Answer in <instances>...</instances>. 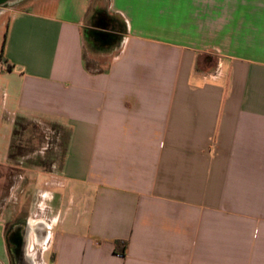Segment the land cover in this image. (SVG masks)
Masks as SVG:
<instances>
[{
    "label": "crops",
    "instance_id": "obj_1",
    "mask_svg": "<svg viewBox=\"0 0 264 264\" xmlns=\"http://www.w3.org/2000/svg\"><path fill=\"white\" fill-rule=\"evenodd\" d=\"M196 1L193 19L192 0H31L10 18L0 264L16 245L30 264H264V0ZM177 21H231L230 51ZM29 125L59 133L49 170L12 163Z\"/></svg>",
    "mask_w": 264,
    "mask_h": 264
},
{
    "label": "rangeland",
    "instance_id": "obj_2",
    "mask_svg": "<svg viewBox=\"0 0 264 264\" xmlns=\"http://www.w3.org/2000/svg\"><path fill=\"white\" fill-rule=\"evenodd\" d=\"M10 4H8L6 7L2 6L0 9V47H1V43L3 40V35H4V31L6 30V27L9 23L10 18L18 11H23L25 10L27 7H29L30 5V1L31 0H10ZM180 3V1H183V3L185 1H189V0H178ZM199 1H204V0H199ZM216 1V0H213ZM163 2V1H162ZM193 3V15H192V19L193 16L196 18H199L200 15V7L198 4V1L196 0H192ZM161 3V1H160ZM183 3L181 6H179V8H181L179 10L180 15L177 13V15L175 16L176 18H183ZM180 5V4H177ZM230 8V7H228ZM195 14V15H194ZM227 18L230 19V15L227 16ZM140 19V16H139ZM155 25L158 26H164L165 23L167 22L164 17H155ZM147 22V23H146ZM147 24H149V22L147 20H145V22H141L140 25L142 26H146ZM171 31L175 30L177 33H181L183 34L184 31H186L187 33L191 31H193V35H198V31L200 26L202 27V25H206L208 27V30L211 31H219L222 33V38H219L218 40L221 42L223 48L221 47H214L213 48H217L218 50L220 49V51L223 50H229L231 49V33H232V22L231 21H223L220 23H216L215 21L213 22H209V23H200L199 21H177L176 23H171ZM175 24V27H174ZM202 24V25H201ZM176 26L178 28H176ZM217 27V28H215ZM209 50H211L212 47H209ZM224 55V54H223ZM226 55H230V54H226ZM27 131H30V133H28V135L26 137H28V139H31V142L29 144V146L27 145V142H25L26 144L23 145L25 148L22 149H18L16 146L19 145V141H23V134L21 139H19L18 135L15 138V142L13 143V147L11 148L10 151V155L12 158H16L15 160H13V164L14 165H18L17 164V159L18 157L24 156V154L26 156H28L29 154L32 155L33 157L31 159H28V162H26L25 164H21L20 166L22 168H27V167H34L37 166L39 163L45 164L44 169L49 170L50 167L46 165L47 161L46 159L49 158H55L56 156H60L61 155V148H60V141L58 143V149L56 151H51L49 150L48 152H45L43 150V148H45V145H52L54 144L53 142H55L56 137L59 136V133L57 131H55L53 128L50 127H44V126H34V125H29L27 126ZM25 137V138H26ZM27 140V139H26ZM29 141V140H28ZM62 141V139H61ZM18 142V144H17ZM55 145V144H54ZM25 149V150H24ZM52 155V156H50ZM42 160V161H41ZM31 161V165L30 164ZM9 183H5L4 187L2 186V193H6L8 192V190L10 189V184ZM13 183V182H12ZM8 184V185H7ZM2 199V197H1ZM5 199V198H3ZM25 216L24 212H21L20 215L18 216V219H23V217ZM25 259V257H24ZM23 264H30L29 262H27L26 260L23 262Z\"/></svg>",
    "mask_w": 264,
    "mask_h": 264
},
{
    "label": "water",
    "instance_id": "obj_3",
    "mask_svg": "<svg viewBox=\"0 0 264 264\" xmlns=\"http://www.w3.org/2000/svg\"><path fill=\"white\" fill-rule=\"evenodd\" d=\"M10 2H11L10 0H0V7L7 5V4H10ZM16 240L19 242V239H16ZM12 253H13V258H14L15 264H23V262L25 261L24 253H23V250L21 249V247L19 245H16V248L14 249V251Z\"/></svg>",
    "mask_w": 264,
    "mask_h": 264
},
{
    "label": "flooded vegetation",
    "instance_id": "obj_4",
    "mask_svg": "<svg viewBox=\"0 0 264 264\" xmlns=\"http://www.w3.org/2000/svg\"><path fill=\"white\" fill-rule=\"evenodd\" d=\"M117 38L118 36L99 35L97 37H93L92 41L95 43V45H103L105 43H109L110 41H115Z\"/></svg>",
    "mask_w": 264,
    "mask_h": 264
},
{
    "label": "built area",
    "instance_id": "obj_5",
    "mask_svg": "<svg viewBox=\"0 0 264 264\" xmlns=\"http://www.w3.org/2000/svg\"><path fill=\"white\" fill-rule=\"evenodd\" d=\"M0 71L1 72L8 71V67L4 63H2V62H0Z\"/></svg>",
    "mask_w": 264,
    "mask_h": 264
},
{
    "label": "trees",
    "instance_id": "obj_6",
    "mask_svg": "<svg viewBox=\"0 0 264 264\" xmlns=\"http://www.w3.org/2000/svg\"><path fill=\"white\" fill-rule=\"evenodd\" d=\"M2 51V50H1ZM0 57H1V53H0ZM125 248V245L123 246V248L122 249H124ZM122 252H123V250H122Z\"/></svg>",
    "mask_w": 264,
    "mask_h": 264
}]
</instances>
